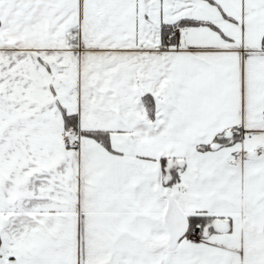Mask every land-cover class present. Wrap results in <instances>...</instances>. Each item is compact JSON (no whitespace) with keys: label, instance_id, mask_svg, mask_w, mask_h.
<instances>
[{"label":"snow or ice","instance_id":"1","mask_svg":"<svg viewBox=\"0 0 264 264\" xmlns=\"http://www.w3.org/2000/svg\"><path fill=\"white\" fill-rule=\"evenodd\" d=\"M0 264H264V0H0Z\"/></svg>","mask_w":264,"mask_h":264}]
</instances>
